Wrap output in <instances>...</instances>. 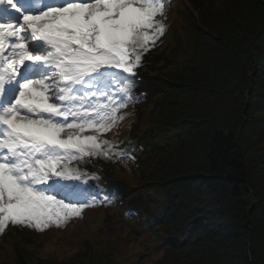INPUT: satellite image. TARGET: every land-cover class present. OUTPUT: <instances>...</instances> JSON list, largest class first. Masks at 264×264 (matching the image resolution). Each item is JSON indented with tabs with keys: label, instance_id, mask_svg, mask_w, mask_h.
Instances as JSON below:
<instances>
[{
	"label": "trees",
	"instance_id": "obj_1",
	"mask_svg": "<svg viewBox=\"0 0 264 264\" xmlns=\"http://www.w3.org/2000/svg\"><path fill=\"white\" fill-rule=\"evenodd\" d=\"M195 1L198 19L183 5L172 14L152 68L162 93L137 126L151 129L141 167L109 168L126 204L154 225L137 238L132 220L131 235L123 226L98 241L87 230L78 250L66 240L78 222L54 260L19 234L0 243V264H264V4ZM103 212L120 221V207Z\"/></svg>",
	"mask_w": 264,
	"mask_h": 264
},
{
	"label": "snow or ice",
	"instance_id": "obj_2",
	"mask_svg": "<svg viewBox=\"0 0 264 264\" xmlns=\"http://www.w3.org/2000/svg\"><path fill=\"white\" fill-rule=\"evenodd\" d=\"M166 6L171 0H0V233L9 224L62 227L112 199L89 192L70 165L130 158L133 147L114 151L100 137L124 119L122 108L145 102L133 95L136 69L166 31Z\"/></svg>",
	"mask_w": 264,
	"mask_h": 264
},
{
	"label": "rangeland",
	"instance_id": "obj_3",
	"mask_svg": "<svg viewBox=\"0 0 264 264\" xmlns=\"http://www.w3.org/2000/svg\"><path fill=\"white\" fill-rule=\"evenodd\" d=\"M120 124H121V121L118 124V126L115 128L116 129L115 134L120 137V140H124L122 130L119 129ZM86 133L88 134V132H86ZM111 136H113V138L115 137V135H111L109 132L108 135L105 137V140L109 141ZM85 219L86 218L84 217V220ZM78 228H79V235L78 236L80 237V239H82L86 235L85 232H87V230L89 228L88 223H85V222L81 223V226H79ZM42 240H43V237H42ZM54 240L48 245L45 243L41 244V247L39 249H40L42 255L59 258V256H60L59 249H61V248H56L57 243ZM47 250H51L53 253L51 254V252H47ZM28 264H37V262L35 260H32V261H29Z\"/></svg>",
	"mask_w": 264,
	"mask_h": 264
}]
</instances>
